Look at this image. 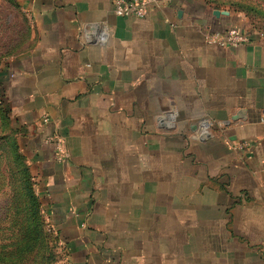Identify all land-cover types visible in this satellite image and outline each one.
<instances>
[{"label":"crops","instance_id":"crops-1","mask_svg":"<svg viewBox=\"0 0 264 264\" xmlns=\"http://www.w3.org/2000/svg\"><path fill=\"white\" fill-rule=\"evenodd\" d=\"M16 1L0 92L68 264H264V42L206 44L233 17L200 0Z\"/></svg>","mask_w":264,"mask_h":264},{"label":"rangeland","instance_id":"rangeland-1","mask_svg":"<svg viewBox=\"0 0 264 264\" xmlns=\"http://www.w3.org/2000/svg\"><path fill=\"white\" fill-rule=\"evenodd\" d=\"M200 2L210 9L231 13L233 23L230 28L245 32L251 40L264 42V0ZM33 43L31 22L22 7L16 0H0V69L31 50ZM203 134L206 135V132ZM22 136V130L15 127L8 110L0 108V245L10 244L19 238L18 228L25 207L30 205V194L37 199L44 236L34 249H13L7 259L9 261L5 262L3 257L0 264H68L64 246L58 240L55 228L48 222L40 197L35 191L31 172L27 170L26 157L20 148H26L27 144L24 141L18 142Z\"/></svg>","mask_w":264,"mask_h":264},{"label":"built area","instance_id":"built-area-1","mask_svg":"<svg viewBox=\"0 0 264 264\" xmlns=\"http://www.w3.org/2000/svg\"><path fill=\"white\" fill-rule=\"evenodd\" d=\"M156 3L157 0H113V13L118 18L143 20L147 17L149 9L155 6ZM203 38L206 44L225 49H236L251 43L250 36L236 28H229L223 32H212L207 30L203 34ZM96 39L105 42V31L101 30ZM90 40H95L94 36H90ZM56 150L55 157L58 161L63 162L64 153L58 142L56 144Z\"/></svg>","mask_w":264,"mask_h":264},{"label":"trees","instance_id":"trees-1","mask_svg":"<svg viewBox=\"0 0 264 264\" xmlns=\"http://www.w3.org/2000/svg\"><path fill=\"white\" fill-rule=\"evenodd\" d=\"M2 101H3V96L0 92V108L6 111L5 104H3L4 101L3 102ZM27 168H28L27 170H29L28 166ZM29 197H30V205L27 208L25 207L23 211L24 216L22 220L20 221L21 226L19 225V228H18L17 235H19V238H16V241L10 244L7 243V244L0 245V260L1 261L3 257H5L4 261L8 262L9 260L7 259L10 256V252L13 249H17V250L34 249L38 244H40L42 236H44L42 233L43 231L42 223L38 216L37 199L33 194H30ZM12 211L15 212L13 207H12Z\"/></svg>","mask_w":264,"mask_h":264}]
</instances>
